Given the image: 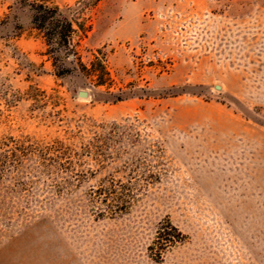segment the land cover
<instances>
[{"label":"rangeland","instance_id":"374dc122","mask_svg":"<svg viewBox=\"0 0 264 264\" xmlns=\"http://www.w3.org/2000/svg\"><path fill=\"white\" fill-rule=\"evenodd\" d=\"M52 1L132 97L56 78L21 0H0V141L72 150L67 171L1 173L0 264H264V0ZM109 190L129 202L99 217Z\"/></svg>","mask_w":264,"mask_h":264},{"label":"trees","instance_id":"16d2710c","mask_svg":"<svg viewBox=\"0 0 264 264\" xmlns=\"http://www.w3.org/2000/svg\"><path fill=\"white\" fill-rule=\"evenodd\" d=\"M19 7L29 12L32 29L43 39L45 45L44 56L50 61L53 74L56 78L60 79L67 76L79 78L82 85L92 88V101L94 102L116 104L132 97V94H126L122 91L118 93L111 91L114 82L103 57L93 56L88 64L82 62L76 45L73 43V36L76 33L75 27L80 29L81 27L73 18L66 14L67 11L73 10L72 8L69 7L62 10L52 0H21ZM14 36L17 37L18 35L15 34ZM100 88H104V91L101 92ZM33 90L34 95L31 96V99L35 103L43 102L45 105H50L52 112L48 117L53 122L61 121L60 111H54L58 106V97L54 94L46 96L43 91L37 88H33ZM148 93L146 91V94ZM7 141L11 145L0 141V175L6 168L17 171L26 158H34V163L37 164L36 167L44 168V171L49 173H52L53 170L67 171L70 169L59 161L69 156L72 150L64 147L58 140H54L48 145H39L37 143L26 144L28 139L15 141L9 138ZM104 194H114L111 196V199L116 206L114 208L113 205L106 204L107 210L100 212L98 214L99 217L104 216V213L112 216L118 211L126 210V204L129 202L127 195L123 193L117 194L111 190ZM101 201L106 203L107 199L103 198ZM168 225L169 229L175 234V237L179 238L180 233L178 230L170 223ZM159 234L161 235V233Z\"/></svg>","mask_w":264,"mask_h":264},{"label":"water","instance_id":"95a60500","mask_svg":"<svg viewBox=\"0 0 264 264\" xmlns=\"http://www.w3.org/2000/svg\"><path fill=\"white\" fill-rule=\"evenodd\" d=\"M77 96H78L79 98H84V99H86V98H88L90 95L88 94L87 91L81 90V91H79V92L77 93Z\"/></svg>","mask_w":264,"mask_h":264}]
</instances>
